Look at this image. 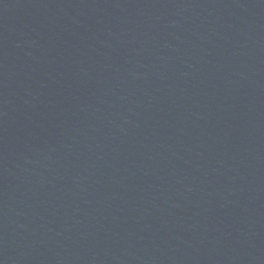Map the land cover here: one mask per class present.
Instances as JSON below:
<instances>
[{"label":"water","instance_id":"1","mask_svg":"<svg viewBox=\"0 0 264 264\" xmlns=\"http://www.w3.org/2000/svg\"><path fill=\"white\" fill-rule=\"evenodd\" d=\"M0 264H264V0H0Z\"/></svg>","mask_w":264,"mask_h":264}]
</instances>
